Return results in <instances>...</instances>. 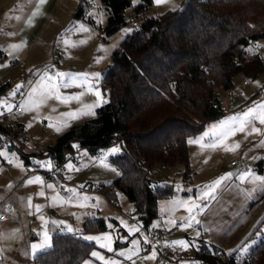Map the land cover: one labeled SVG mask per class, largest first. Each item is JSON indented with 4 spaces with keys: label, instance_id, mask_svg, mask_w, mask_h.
<instances>
[{
    "label": "rangeland",
    "instance_id": "obj_1",
    "mask_svg": "<svg viewBox=\"0 0 264 264\" xmlns=\"http://www.w3.org/2000/svg\"><path fill=\"white\" fill-rule=\"evenodd\" d=\"M182 2L183 0H174L171 3L172 7H160L157 12L153 8L147 12V15H160L169 9L182 8ZM80 3L81 0H46L45 3H41L40 0H0V53L2 51V56L0 54V87L7 85V89L0 93V98H8L11 103L16 105L12 113L3 109L0 119L4 124L14 126V128L19 123L23 124V129L16 134L15 142L7 141L6 149L9 154L16 153L19 161H23L19 152L20 148L27 154L45 153L47 148L54 145L58 137L67 130L96 118L97 108H100L94 109L95 116L83 115L78 119H72L68 121V127L57 132L54 126L67 119L62 115L63 113L75 112L82 105L92 104L96 101L95 95L88 92L86 86L73 84L68 88L61 87L60 93L66 96L84 93L79 101L72 100L69 103H61L53 97L47 99L38 110L24 111L21 109V112H16V109L20 108L19 102L22 99H27L30 88L35 87L39 81L38 73L43 74L44 70H48L49 67H56V71L66 73H99L100 79L93 83L98 85L104 99L109 102V92L103 86L102 77L112 62L114 50L120 46L128 34L138 29L142 22V18L136 17L134 7L130 8L125 13L128 23L112 36L105 38L103 30L109 20L107 9L99 0H84L83 5L87 11L86 18L92 19L94 22L92 24L87 19L77 20L74 18V13ZM137 3L138 0H135L134 4ZM124 28L132 29V31L125 34L122 32ZM14 45L16 47H13ZM261 56L264 61V47ZM49 74L54 75L55 73L49 72ZM29 81H32L31 85ZM244 81H248L249 84L245 85ZM18 84L23 87L16 92L14 97H10L9 93ZM21 93L25 95L22 97ZM217 96L226 109L225 116L220 120L246 111L254 103L264 101V72L256 78H247L238 74L234 78L233 89L229 91L218 88ZM49 117L53 127L49 126ZM220 120L207 124L202 132L195 137L201 136L208 130L209 125ZM29 125L31 126L29 127ZM256 126L261 129V133L249 135L246 132H236L227 138L225 144L229 147L239 144V147L234 151L225 150L223 145H217L215 148H201L199 144H189L192 180L184 182L183 166L167 170L164 175H161L166 182L174 185L175 194L159 201L158 216L148 226H145L139 218L137 208L127 195L117 190L116 193L121 195L117 199L109 198L105 192L98 189L101 184H109L119 176V170L113 160L122 154L120 143H115L105 149L82 148V150L86 149L89 155L82 156L78 161L72 162L79 171H66L60 177H50L44 172H37L35 175L26 177L27 169L24 161V167L21 168L17 167L16 163H9L0 157V202H6L7 197L14 189V184H17L20 187L18 191L20 194L16 199H18V206L22 209L19 219L9 220L0 225V264H21L24 262L33 264L31 244L42 242L45 231V225L39 219L40 215H43L48 221L46 229L50 236L51 247L53 234L58 231L63 233L62 230H59V227H63V225H54L51 223L53 220L71 225L74 230H78L75 234L81 235L82 238L87 235L98 236L110 232L114 241L112 252L100 247L95 241L89 242L95 246L93 251L99 252L106 259H115L119 264H133L132 260H127L117 254L121 248L129 247L132 239H139L143 249L138 256L133 257L135 264H162L160 246L153 241L151 235L154 222H158L160 225L155 228L163 231L164 243L165 241H192L193 239L196 242L186 250L179 246L175 247L176 255L168 259L167 264H201L196 255L204 244L213 245L228 255L236 252L239 259L245 258L252 245L259 242L264 235V224L257 223L256 227H252L255 221L258 222V216L264 214V190H262V184L258 178L264 177V144L261 143L264 141V125L256 121ZM3 141L4 139L1 137L0 150H5L2 145ZM12 144L15 146L11 149ZM114 146L119 147L118 153L107 154L105 152L103 155L106 156V162L117 171L102 166L96 159L100 157L96 155L97 151L111 149ZM31 159L34 160L32 157ZM232 160L239 163L242 172L245 169L250 170L254 176L241 181L239 176L242 172L234 173V169L231 168ZM35 161H33L34 164H36ZM229 173L232 174L230 177L224 179L219 185L211 187L210 195H201L206 186H212L214 181ZM36 175L42 176L48 183H53L55 191L45 186L43 188L45 196H39L41 186L26 183L28 179ZM81 185L84 187L81 188ZM90 185L93 186V190L88 189ZM177 187L182 190L177 191ZM67 188H74L81 195H87L93 199L86 207L63 201H58L53 205L51 197L56 196L57 192L62 198L69 196ZM95 198H99L98 204ZM189 198H196L195 203L201 206L200 212L195 217V220H199L200 223L197 224L193 220L191 227L181 228L180 225L189 216L187 208L175 207L169 201L188 200ZM11 202L16 209V203ZM35 205L41 206L40 212L36 211ZM162 207L164 208L163 212L161 211ZM2 212L8 215L4 208H2ZM2 212L0 211V215ZM89 218L104 221L107 228L83 233V223ZM169 219L175 220L176 226L166 224L165 221ZM121 220L126 221L128 225L138 224L141 231L136 232L134 236L129 235L127 229L120 223ZM10 222L12 223L9 224ZM108 224H112L113 228L109 229ZM141 232L149 237V243H144ZM197 232H199L198 237ZM119 236L128 239L121 243L117 238ZM102 242L106 243V241ZM18 244L19 250L14 255V248ZM153 244L156 245L157 257L145 259L144 257L151 254ZM197 246L199 250H197ZM245 246L248 250L242 252L241 249ZM21 255H23L22 258ZM85 262L103 264L92 255Z\"/></svg>",
    "mask_w": 264,
    "mask_h": 264
},
{
    "label": "trees",
    "instance_id": "obj_2",
    "mask_svg": "<svg viewBox=\"0 0 264 264\" xmlns=\"http://www.w3.org/2000/svg\"><path fill=\"white\" fill-rule=\"evenodd\" d=\"M99 1L109 13L105 38L128 23V9L134 7L142 18L140 27L114 50L102 77L109 102L97 109L96 118L60 135L45 153L19 152L27 165L31 157L39 160L50 153L63 158L77 143L91 150L120 143L122 154L113 160L119 176L98 189L109 198L117 199V190L127 195L148 226L158 216L159 201L175 194L174 185L160 173L183 166L184 182L191 181L189 139L225 116L217 89L232 90L238 74L256 78L264 72L261 54L249 47L264 39V0H187L181 9L158 16L147 15L153 0ZM83 2L74 13L77 20L87 19ZM21 129L23 124L14 128L0 119L5 141L14 143ZM106 228L104 221L89 218L82 232ZM94 248L79 234L59 232L33 264H84ZM236 254L204 244L196 258L201 264H264V235L245 258Z\"/></svg>",
    "mask_w": 264,
    "mask_h": 264
},
{
    "label": "snow or ice",
    "instance_id": "obj_3",
    "mask_svg": "<svg viewBox=\"0 0 264 264\" xmlns=\"http://www.w3.org/2000/svg\"><path fill=\"white\" fill-rule=\"evenodd\" d=\"M41 3H45L46 0H40ZM153 2L156 5H160L163 3H166L167 0H153ZM173 10H176L175 8ZM102 22V21H101ZM81 27H83L81 25ZM86 30V29H85ZM132 31V29L124 28L122 29V32L125 34H128ZM13 47H16L15 45ZM103 47V46H101ZM248 51H251V49H248ZM39 81L37 82L35 87H31L30 91L27 93V99H22L19 102L20 109L24 111H31V110H38L44 102L49 98H55L59 100L61 103H69L72 100H80V97L84 93H79L71 96H66L60 93V88H68L72 86L73 84H78L80 86H86L87 91L94 94L96 97V101L92 104H84L80 109H78L75 112H68L63 113L62 115L66 117L67 119L58 123L57 125H52L51 118L49 117V126L55 127V130L57 132H60L63 130V128L68 127L69 123L68 121L72 119H78L80 116L83 115H91L95 116L96 112L94 111L97 107H102L104 103H107L108 101L104 99V96L102 94V91L99 89L98 85L93 83V81L100 79V74H89V73H66L61 72L57 70L54 75L49 74L48 70H44L43 74H39ZM29 84H32V81H29ZM23 85L18 84L16 85V88L13 89L11 93H9L10 97H14L16 95V92L19 91L20 88H22ZM25 94L21 93V96L23 97ZM16 107L14 103H11L8 98H0V115H3V109H7L8 113H12L13 108ZM55 111V109H53ZM256 121H259L261 125H264V101L259 103H254L252 107H249L246 111H243L241 113H237L235 115L226 117L223 120H220L216 123H213L208 126V130L203 132V134L199 137H193L190 138L188 143L189 144H199L201 148L209 147V148H215L217 145H223L225 147V150L228 151H234L235 148L239 147V144H235L233 147H229L225 144V141L227 138L231 135H234L236 132H246L247 134L252 133H261V129L256 126ZM31 125H29L30 127ZM207 138V142L205 143V140ZM264 144V141L261 142ZM7 144H5L4 148L5 150H0V157H3L5 160H7L9 163H16L17 167L23 168V161H19L16 153H8L6 151ZM72 147L77 150L78 155L75 157V159L79 160L81 156H88V152L86 149L81 150V146L77 144H73ZM120 151L118 146H114L111 149L107 150H101L102 153L107 154H116ZM68 159V163H66L65 168L68 172L72 171H79V169L72 163V157H66ZM100 161L102 166L106 168H111L112 171H117L114 167H111L109 163L106 162V156L101 155L100 157L96 158ZM256 159V157H254ZM36 165H38L40 168L46 169L48 171H52L53 169V163L51 159L48 160H36ZM59 171V169H57ZM232 174L229 173L226 176L220 177L218 180L214 181V184L212 186H206L202 192V196H208L211 194V187L215 185H219L224 179L230 177ZM254 174L250 170L243 171L239 179L241 181H245L246 179L253 177ZM262 184V190H264V177H258ZM27 184H39L41 186V191L38 193L39 196L43 197L45 196V192L43 188L46 186L48 189H53L55 191V185L53 183L46 182L42 176L36 175L26 181ZM152 188H156V185H150ZM81 188L84 187V185L80 186ZM177 191L182 190L180 187H177ZM66 191L69 193V196L62 198L59 196V193L57 192L56 196L51 197V200L53 202V205H55L58 201H63L66 203H76L80 207H86L93 198L89 197L87 195H81L79 192H77L74 188H67ZM190 191V190H189ZM117 196H120V193H116ZM97 200V204L99 203V198H95ZM196 198H189L188 200H180V201H169V203L174 204L175 207H186L187 211L189 213V216L185 218L184 223L180 225L181 228H187L191 227V223L193 220H195L196 215L200 212L201 206L195 203ZM37 212H40L41 206L35 205L34 206ZM161 211H164V208H161ZM39 219L42 221V223L45 225V231L43 232V241L40 243L33 242L31 244V254L33 259L37 257L38 253L45 252L48 248L51 247L50 244V236L47 232L46 226L48 224V221L45 220L43 215L39 216ZM197 224H199V220H195ZM54 225H63V228H65L68 232H72L75 234L76 231L72 228L71 225L65 224L63 221H51ZM120 223L127 229L129 235L134 236L136 232H140L141 228L137 225H128L126 221L121 220ZM166 224H170L172 226H176L175 220L169 219L165 221ZM152 227H160L158 222H154ZM108 228L112 229L113 225L108 224ZM141 235L144 237V243L147 244L150 242L149 237L145 235L143 232H141ZM197 237L199 236V232L196 233ZM121 243H124L127 241V237L119 236L117 237ZM83 239L86 241H95L97 244H99L100 247L107 249V251L112 252L113 249V236L109 233H103L98 236H92L87 235L84 236ZM102 241H106V243H103ZM195 239L192 241L188 240H175V241H165V246H170L175 249V247L179 246L181 249H187L188 247L195 245ZM142 246L139 239H132L130 241V246L127 248H121L119 252L117 253L121 257H125L127 260H132L133 264H135V260H133L134 256H138L139 253L142 251ZM197 250H199V247L197 246ZM248 248L245 246L243 249H241L242 252H247ZM93 257L98 258L100 261L103 262V264H119V262L115 259H106L103 255H101L99 252L93 251L91 253ZM157 257V251H156V245L153 244L151 254L147 257H144L145 259H155ZM85 264H88V262H85Z\"/></svg>",
    "mask_w": 264,
    "mask_h": 264
},
{
    "label": "built area",
    "instance_id": "obj_4",
    "mask_svg": "<svg viewBox=\"0 0 264 264\" xmlns=\"http://www.w3.org/2000/svg\"><path fill=\"white\" fill-rule=\"evenodd\" d=\"M249 47L261 54L262 48L264 47V39H259L257 41H251L249 44ZM48 70L50 73H55L56 67H49ZM244 84L248 85L249 82L244 81ZM16 112H21V109L17 108ZM5 144H8V143H7V141L4 140L2 142V145L5 146ZM81 150H82V148H81ZM77 155H78V153H77L76 149L73 152L67 153L63 158H59V156L56 155L55 153L47 154V155H45V157L40 158L39 160L51 159V161L53 163L52 171H48L46 169L40 168L38 165H36L32 162V163H29L26 165L27 173L29 175H32V174L37 173V172H44L50 177H60L67 171V169L65 168V165H66V163H68V159L66 157L70 156L73 158L72 162H76V161H78L77 159H75V157ZM96 155L101 156V155H103V153L101 151H97ZM81 158H82V156H81ZM232 165L236 166V165H238V162L233 161ZM57 169H59V171H57ZM88 189L93 190V186L90 185V187ZM13 211H14V206L13 205H7L6 206V212L8 213V215L5 213L1 214L0 220L1 221L6 220L9 216V214L12 213ZM151 235H152L153 241L155 243L159 244V246H160L162 264H167L168 259L173 258L176 255L175 250L173 249V247L165 246L163 231L161 229L152 228Z\"/></svg>",
    "mask_w": 264,
    "mask_h": 264
},
{
    "label": "crops",
    "instance_id": "obj_5",
    "mask_svg": "<svg viewBox=\"0 0 264 264\" xmlns=\"http://www.w3.org/2000/svg\"><path fill=\"white\" fill-rule=\"evenodd\" d=\"M172 2H174V0H167V2L166 3H163V4H160V5H156L154 2H153V6H152V8L150 9V11L153 9V8H155V12H157V10L158 9H160V7H167V8H170V7H172ZM183 4H185V0H183V2H182V7H183ZM178 9V8H177ZM179 9H181V8H179ZM169 10H172V9H169ZM155 16H158V15H156L155 14ZM137 17V16H136ZM1 56H2V51H1ZM263 58V57H262ZM98 109V108H97ZM221 119V118H220ZM220 119H218V120H220ZM216 121V120H215ZM213 122V121H212ZM84 123V122H83ZM209 124V123H208ZM34 161V160H33ZM233 161H235V160H232V162ZM25 164V163H24ZM26 166V165H25ZM231 168L232 169H234V173H236V174H240L241 172H242V167H240V165H239V163H238V165H236V166H233L232 165V163H231ZM167 171H164L163 173H161L160 175H164L165 173H166ZM36 173H34V175H35ZM33 175V174H32ZM29 176H31V175H29L28 173H27V175H26V177H29ZM101 185H105V184H101ZM19 186L17 185V184H14V189H13V191H12V193L9 195V197H7V199H6V202H0V211L2 212V208H4L5 210H6V206L7 205H12L11 203V201H13L14 203H16V205H17V208L15 209L14 208V211L12 212V213H10L9 214V216H8V218L6 219V220H4V221H1L0 220V225L1 224H4V223H7L9 220H15V219H19L20 217H21V214H22V209H21V207L20 206H18V199H16L17 197H18V195L20 194L18 191H19V189H20V187L18 188ZM14 193H15V195H14ZM117 198H118V196H117ZM10 202V203H9ZM263 213V212H262ZM2 214H3V212H2ZM19 217V218H18ZM259 220H257L258 222H254L253 223V226L252 227H256L258 224L260 225V224H263V220H264V214H263V216H262V214H260L259 216ZM12 222H10L9 224H11ZM258 223V224H257ZM6 226H7V224H5ZM59 230H62V232H65V231H67L65 228H63L62 226L61 227H59ZM56 233H59V231L58 232H56ZM56 233H54V234H56ZM53 234V235H54ZM255 245V243L252 245V247ZM14 255H15V253L19 250V244L14 248ZM236 253V252H235ZM23 257V255H21V258ZM22 262V260H19V262ZM21 264H28V263H26V262H24V263H21Z\"/></svg>",
    "mask_w": 264,
    "mask_h": 264
}]
</instances>
